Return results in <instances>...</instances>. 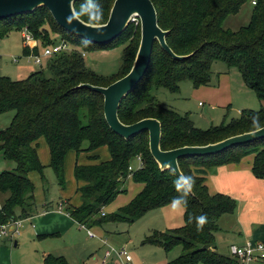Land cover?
Instances as JSON below:
<instances>
[{
	"label": "trees",
	"instance_id": "trees-1",
	"mask_svg": "<svg viewBox=\"0 0 264 264\" xmlns=\"http://www.w3.org/2000/svg\"><path fill=\"white\" fill-rule=\"evenodd\" d=\"M150 1L157 13L158 26L168 31L166 44L170 50L176 56L193 55L177 61L156 43L144 77L120 104L119 121L130 125L146 118L158 120L162 128V151L205 146L257 130L254 120L260 128L264 127V109H260L241 112L238 119L225 125L201 130L194 126L187 114L181 115L161 105L154 96V91L159 89L177 94L184 81H189L193 88L208 86L212 77L211 67L220 62L227 69H236L245 87L259 101H264V0H254L248 24L236 31L225 29L224 21L253 0ZM114 2L79 0L74 8L84 22L102 25L107 23ZM44 11L49 16L43 15ZM24 17L30 18L24 28H28L35 39L44 34L49 38V28L81 51L56 55L62 57L54 60L48 71L34 72L22 81L0 76V116L13 113L10 125L0 130V155L4 160L16 164L14 170L0 173V193L6 196L0 209V227L13 220L28 219L35 210L34 186L29 175L39 172L45 183V167L38 153L42 140L49 148L50 168L61 186L65 184L67 153L90 152L102 146L109 149L108 161L93 165L77 164L75 167L81 204L76 208L66 205L65 209L82 226L91 228L110 222L132 224L148 211L161 208L180 197L181 193L174 184L178 176L170 169L160 170L149 149L136 143L143 136L148 137V134L128 141L120 138L106 122L104 98L91 90L78 88L81 84L107 87L129 72L136 48L129 49L128 45H125L121 61L123 70L117 74L121 75L112 82H109L108 77L92 71L82 56L83 52L87 54L90 50L117 44L127 29L111 44L101 46L86 42L62 29L46 8L0 20V24L10 29L15 26L12 21L21 19L24 22ZM46 21L51 26H45ZM4 36L6 32L1 31L0 39ZM35 52H39V49ZM24 55H29L26 48ZM247 156L253 157V176L264 179V138L233 146L216 155L180 159L178 166L181 174L195 179L193 190L185 197L184 226L155 233L145 238L143 244L162 245L166 252L174 246H181V255L166 264H238L235 259L230 261L228 257L219 255L214 240L219 218L232 214L236 202L224 194H210L205 180L194 176L190 167L200 166L214 171L220 166L239 163ZM137 158L141 160V168L129 171L131 163ZM129 177L142 186L141 190L125 207L112 215L103 216V208L125 192L124 183ZM17 209H21L20 216L16 214ZM199 216L206 217V223L200 229L196 223V217ZM43 264L70 263L64 256L48 255Z\"/></svg>",
	"mask_w": 264,
	"mask_h": 264
},
{
	"label": "rangeland",
	"instance_id": "rangeland-1",
	"mask_svg": "<svg viewBox=\"0 0 264 264\" xmlns=\"http://www.w3.org/2000/svg\"><path fill=\"white\" fill-rule=\"evenodd\" d=\"M252 8L250 2L244 4L236 15L229 16L224 21L223 27L236 31L247 25L249 12ZM42 14L49 16L46 11ZM29 20V17H24V22L21 19H16L12 21L15 26L10 29H6L0 24V32H6V36L0 39V76L2 77H8L13 81H22L34 72L48 71L52 62L62 57L56 56L47 63L44 61L42 66H37L30 57L24 55L22 35L24 26ZM45 26L51 25L46 21ZM48 34L49 38L47 34H44L37 39L40 44V53L43 51V45L52 44L59 39V35L52 29L48 28ZM139 41L140 24L139 20L136 19L131 22L117 44L88 51L85 57L86 65L96 74L108 77L109 82L115 81L121 75L118 76L117 74L123 70L121 61L125 45H128L129 49L136 48L132 54V57L135 58ZM72 47L76 52L81 51L75 45ZM224 66L220 62L212 65L211 81L206 87L193 88L189 81H184L180 84L177 94H170L164 89H159L154 91V96L161 102H159L161 105L163 103L165 107H171L181 115L187 114L195 127L201 130L225 125L234 119H238L241 112H255L264 109V101H259L255 94L243 85L240 74L236 69H229V79L222 78L219 81V73L226 70ZM12 117L13 113L0 116V130L10 125ZM136 143L143 148H148V137L143 136ZM86 148L87 144L84 145V149ZM38 153L40 161L45 167V183L43 184L39 172L30 173L29 177L34 186L35 213L37 211H47V207L58 209L60 202H68L74 208L79 207L81 198L76 192V165H93L110 159L107 146H102L90 152L85 150L82 152L70 151L65 158V184L61 186L53 169L50 168V151L43 140L39 143ZM241 161L242 164H245L249 162V159L244 157L239 163ZM133 162L131 164L134 167L137 162ZM15 168V162L6 161L0 155V173ZM124 190V193L117 195L110 204L103 208L106 215H112L131 202L140 191V185L129 177L124 183ZM218 193L222 194L223 192ZM244 194L238 193L237 190L231 191V197H229L236 202V209L232 214L222 215L219 218L218 230L214 234L216 252L221 256L228 257L230 261L234 258L229 256L228 248L232 243H236L234 242L233 233L237 229L240 232L252 233L251 243H264V208L262 206L264 198H261V195L255 191L248 193L247 197ZM5 197L0 193V204L3 203ZM63 210H66L64 206ZM16 214L20 216L19 211H16ZM246 222L248 223L245 224ZM183 226V207L179 211H173L170 203L161 208L148 211L132 224L110 222L102 226L94 225L91 228L78 227L75 233L54 237L43 242L30 238L31 234L28 233L31 230L30 221L23 220L20 235L12 237V233H9L10 241L7 244L14 248L15 242L19 243V246L14 248L15 264H41V255L44 249H50L53 254L65 256L70 264H113L110 261L104 262L105 252L110 248L115 250L126 248L131 256V264H166L181 255V246H174L166 252L162 245H144L143 242L145 238L153 236L155 233L159 234ZM88 229L94 232L97 237L90 238ZM104 241L107 243L106 245H104ZM238 264L240 263L238 262ZM250 264L264 263L257 261Z\"/></svg>",
	"mask_w": 264,
	"mask_h": 264
},
{
	"label": "water",
	"instance_id": "water-1",
	"mask_svg": "<svg viewBox=\"0 0 264 264\" xmlns=\"http://www.w3.org/2000/svg\"><path fill=\"white\" fill-rule=\"evenodd\" d=\"M79 0H0V20L31 14L46 8L55 22L68 33L95 45H109L115 41L133 22L140 24V41L129 72L107 87L81 84L79 89H88L104 98V114L110 129L120 138L128 141L141 134H148V149L160 170H172L178 178L183 176L178 161L189 157L211 156L237 145L248 144L264 138V127L259 130L226 138L205 146H185L162 151L160 141L161 124L153 118H146L130 125L119 121L120 104L144 77L150 62L154 45L174 60L182 61L193 55L176 56L166 44L168 31H163L157 22V13L150 0H115L107 23L92 25L84 22L76 14L74 5ZM16 241L14 246H17Z\"/></svg>",
	"mask_w": 264,
	"mask_h": 264
},
{
	"label": "crops",
	"instance_id": "crops-1",
	"mask_svg": "<svg viewBox=\"0 0 264 264\" xmlns=\"http://www.w3.org/2000/svg\"><path fill=\"white\" fill-rule=\"evenodd\" d=\"M250 15H251V11L249 12V19H250ZM219 74H220L219 81L222 78L229 79L228 78L229 69L226 68L225 71L220 72ZM156 100L160 102L157 98ZM167 108L171 109V107H167ZM246 158L249 159V162L245 164H242L243 163L242 162L243 160H242L238 164H228V165L220 166L216 168L214 171H210L206 169L205 167H200V166H191L190 169H191V173L194 176L203 178L205 180V185L207 186V189L210 194H216L218 192H223L222 194L224 195L226 194L227 196H230L231 191L237 190L238 193H245L244 195L245 197H247L248 193L255 191L256 193L261 195V198L262 197L264 198V179H257L253 176L251 172L253 157L247 156ZM135 162L136 161H134L133 163ZM141 188L142 186L140 185V190ZM60 204H62V209H60L59 207L58 209H52V207H49V208L47 207V211H42V212L37 211L36 213H35L36 210H34L33 214L28 219H24V220L30 221L31 230H29L28 232L31 234L30 238H32L33 240L39 241V242H43V241H47L54 237H61L62 235H68L71 233H75L78 227L79 228L83 227L82 225L74 221L66 213V210H63V206L66 207V205H69V203L60 202L59 206ZM1 206L2 204H0V209H1ZM262 206L264 208V202L262 203ZM16 211H19V213H21V209H17ZM226 215H230V214H226ZM247 223L248 222H246L245 224ZM89 231L91 230L88 229V236L90 238L97 237V235L92 231L91 233L94 234V237L90 236ZM233 235H234L233 236L234 242L236 243H232L231 245H238V246L243 245L246 242H250V240L253 239L252 233L249 234V232L247 231L240 232L239 229H237L236 232L233 233ZM101 240L103 241V239ZM8 241H10L9 238L0 237V264H15L14 248L19 246V243L17 246H13L14 248H12L7 244ZM104 245H106L105 241H104ZM228 253H229V248H228ZM48 255H53L57 257L63 256V255L53 254L52 250L50 249L49 250L44 249L41 255V262H42L41 264H43L44 258Z\"/></svg>",
	"mask_w": 264,
	"mask_h": 264
},
{
	"label": "built area",
	"instance_id": "built-area-1",
	"mask_svg": "<svg viewBox=\"0 0 264 264\" xmlns=\"http://www.w3.org/2000/svg\"><path fill=\"white\" fill-rule=\"evenodd\" d=\"M252 5L255 4L253 0L251 2ZM135 21V20H134ZM133 21V22H134ZM23 43L24 48L29 51V55L32 59L33 63L37 66H42L43 62L46 63L59 54H71L75 51L72 45L64 39L59 38L55 44H50L43 47L42 53L35 52L36 49L40 48V44L32 35V33L28 30V28H24L23 30ZM83 57H86L87 54L85 52L82 53ZM137 165L133 167L131 165L128 170H139L141 168V160L140 158L136 159ZM62 209V204L59 206ZM102 215L105 216L104 212ZM23 220L17 219L13 220L3 226L0 227V237L9 238V233H12L13 236L20 235V228L22 227ZM85 228V226H83ZM89 235L94 237V234L89 231ZM105 244H107L105 242ZM229 256L231 258L236 259L240 264H250L257 261L264 260V243L261 242H246L243 245H231L229 247ZM110 261L113 264H131V256L129 251L126 248H121L120 250H115L113 248L108 249L105 252L104 262Z\"/></svg>",
	"mask_w": 264,
	"mask_h": 264
},
{
	"label": "clouds",
	"instance_id": "clouds-1",
	"mask_svg": "<svg viewBox=\"0 0 264 264\" xmlns=\"http://www.w3.org/2000/svg\"><path fill=\"white\" fill-rule=\"evenodd\" d=\"M253 123L257 128V130H259L260 128L259 124L255 120L253 121ZM174 184L177 191L181 193V196L175 198L171 202V209L173 211H179L182 207L186 206L187 202L185 197L193 190L195 185V179L190 175L181 176L176 181H174ZM196 223L198 229L202 228L203 225L206 223V217L205 216L196 217Z\"/></svg>",
	"mask_w": 264,
	"mask_h": 264
}]
</instances>
